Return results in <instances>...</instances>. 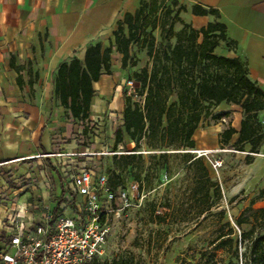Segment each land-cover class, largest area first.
I'll return each instance as SVG.
<instances>
[{
  "label": "trees",
  "instance_id": "1",
  "mask_svg": "<svg viewBox=\"0 0 264 264\" xmlns=\"http://www.w3.org/2000/svg\"><path fill=\"white\" fill-rule=\"evenodd\" d=\"M163 0H140L134 13H126L118 21L107 44L97 42L84 50L82 60L72 57L61 62L53 79V99L63 108L65 116L73 123L82 124L83 135H88L91 121V106L95 98L94 83L101 76L112 75L113 50L121 57V68L126 69L131 58L130 50L142 45L151 60V67L142 68L131 79L142 103L132 100L123 92L121 123L113 133L112 153L119 148V155L112 154L113 167L107 170V186L116 191L126 188L129 177L138 183H149L150 173L168 169L170 151L184 153V167L189 173L191 187L189 197L204 208L200 214L209 213L222 194L217 182L210 176L204 157H197L190 151L197 150L194 136L204 121L219 120L223 113L215 114L221 104L238 106L242 113L239 129L228 127L220 133L221 146L231 147L237 152L259 153L264 140V125L258 114L264 111V92L248 78L245 62L236 57L215 53L223 44L232 50V42L227 38L225 26L220 23L219 14L214 9L198 5L190 8L193 16H211L200 29L179 18L180 11L161 7ZM186 11L185 8L182 9ZM181 28L175 31V25ZM160 30V43L155 44L153 32ZM136 82V83H135ZM133 145L131 149L129 145ZM144 152L148 155L145 163ZM253 157L246 155L250 164ZM59 184L58 195L54 197L51 216L54 219L64 210L65 183L53 168ZM264 199V186L256 200ZM255 200L236 219L237 228L250 225L241 231L239 237L229 222L223 223L224 212L216 213L219 227L216 238L204 251L193 252L186 264H264V207L254 209ZM74 212L76 207L71 202ZM227 228L224 233L223 229ZM0 232V247L4 240ZM244 246L239 254L238 246ZM227 252V259H216L215 252ZM239 257L241 259H239ZM87 264H144L131 252L112 259L95 257Z\"/></svg>",
  "mask_w": 264,
  "mask_h": 264
},
{
  "label": "crops",
  "instance_id": "2",
  "mask_svg": "<svg viewBox=\"0 0 264 264\" xmlns=\"http://www.w3.org/2000/svg\"><path fill=\"white\" fill-rule=\"evenodd\" d=\"M139 1L0 0V220L18 206L25 208V214L34 220L41 217L42 211L28 210L30 202L26 197L13 202L6 194L22 192L18 185H11L15 183L11 180L23 176L32 164L46 168L49 163L54 164L52 158L43 155L54 154L59 142L56 139L68 131L71 120L53 99L58 65L72 57L82 60L90 44H106L117 22L126 13H134ZM187 1L190 8L198 5L218 12V21L225 26L227 38L232 42V50H227L225 56L245 62L248 78L264 92V0ZM191 18L200 28L214 20L211 16L191 15ZM112 82V75H103L94 83L91 114L97 108L96 99L107 96ZM115 93L117 98L118 90ZM105 106L103 101L100 108ZM230 110L239 112L231 125L238 130L242 114L237 106L221 104L214 113ZM258 119L264 125V111L258 114ZM195 142L196 149L208 150L199 148L196 137ZM212 149L215 148L209 150ZM239 154L243 155L240 159H246V152ZM245 164L249 179H245L244 185L248 180L263 178L264 140L258 155ZM263 186L264 182L260 189ZM37 188L36 193L42 195L40 208L47 206L52 211L54 198L49 195L50 187L37 185ZM52 189L58 193L59 184Z\"/></svg>",
  "mask_w": 264,
  "mask_h": 264
},
{
  "label": "rangeland",
  "instance_id": "3",
  "mask_svg": "<svg viewBox=\"0 0 264 264\" xmlns=\"http://www.w3.org/2000/svg\"><path fill=\"white\" fill-rule=\"evenodd\" d=\"M161 7H163L162 13L168 8L173 9V11H180L178 15L184 23L190 24L194 29H200L199 24L192 23L189 11L190 4L187 0H163ZM183 8L186 11H183ZM180 28L181 24L177 23L175 31ZM153 35L155 44L158 45L160 43V30H155ZM215 53L225 56L227 50L221 44ZM130 55L127 68L123 69L121 68L120 55L113 50L112 88L109 89L106 97L96 99L97 108L91 115L90 123L87 124L91 129L89 134H81L82 124L71 121L68 123L70 124L68 131H63L62 136L60 134V137L56 139L59 141L55 150L57 154L85 153L74 157L71 161L69 160L68 165L73 169L84 168L91 171L94 181L100 176H105L107 181V170L113 167L111 160L113 133L121 123L123 92H126L125 83L134 79L133 75L142 68L149 69L151 67V60L147 57L144 46L134 44L131 47ZM135 85L137 86V84ZM116 90L119 92L117 98H115ZM132 100L142 103L143 96L138 94L136 97H132ZM103 101L106 102V106L100 108ZM221 113L224 116L219 120L208 119L204 121L194 136V139L196 137L198 141L199 148H208V150L215 148L210 150L211 153L207 157H204L207 164H210V161L214 159L221 161V166L217 170L209 168L211 178L220 187L221 200L215 203L209 213L200 214L204 208L203 205L189 197L188 190L191 187V180L184 167L183 158L187 151H170L168 169L156 174L150 173L149 183H143L141 188H138V195L136 193L131 194V207L119 218H109L111 228L101 259L110 260L115 256L131 252L144 264H186L193 252L204 251L210 242L216 238L219 227V218L216 213L220 211L224 212L222 222H229L236 231L237 237L241 231L249 230L250 225H242L239 231L236 226V219L252 200H255L252 206L254 209L264 207V199L256 200L260 186L264 182V176L261 180H259L260 177L254 178L252 181L248 180L245 183L246 186L244 185L245 179H249V172L246 171L245 160L239 158L243 155L231 147L235 137L227 146H221L220 140V133L231 127L234 120L238 119L239 112L238 110H230L221 111ZM218 144L220 145L218 146ZM132 147V144L128 146L129 149ZM66 149L71 150L65 151ZM119 151L121 150L118 148L117 155L120 154ZM148 155L150 154L147 152L143 154L146 165L148 164ZM52 159L53 163L56 164V158ZM61 161L64 160L61 159ZM46 163L48 164V162ZM48 165L49 167L46 168V165L32 164L23 172V176L12 179L11 181H15V183L10 182L11 185H18L22 192L15 195L6 194L10 201L14 202L21 196L26 197L27 201L30 202L28 210L33 213L41 212L39 203L42 200L39 199L42 195L39 196L36 193L37 185L44 187V181L47 180L51 190L50 197L54 198L58 195L52 189V186H58L57 177L53 171L54 167L51 163ZM64 165L67 166L66 163ZM130 184L138 185L128 177L125 186L128 187ZM74 200L82 207L80 197L74 196ZM64 214L71 217L76 216L71 204H67ZM223 231L226 233L227 228H224ZM238 248L239 254H241L244 251V246L239 245ZM215 255L217 260L228 257L227 252L223 250L216 251ZM239 259L241 258L239 257Z\"/></svg>",
  "mask_w": 264,
  "mask_h": 264
},
{
  "label": "built area",
  "instance_id": "4",
  "mask_svg": "<svg viewBox=\"0 0 264 264\" xmlns=\"http://www.w3.org/2000/svg\"><path fill=\"white\" fill-rule=\"evenodd\" d=\"M125 86L127 96L138 95L132 80L127 81ZM190 152L197 157H207L211 153L210 150L199 149ZM84 154L43 155L56 158V164L52 166L62 177L64 190L67 191L65 203L61 206L64 211L53 219L51 211L45 206L41 217L34 220L25 214V208L18 206L5 215L0 220V229L5 236L0 247V264H87L93 258L102 256L111 228L109 218H119L131 207L130 196L132 193L138 195V185L130 184L113 191L107 186L105 176L94 181L91 171L73 169L68 165L69 160ZM210 164L217 170L221 161L214 159ZM43 185H48L47 180ZM74 196L82 199V207L75 202ZM71 202L77 210L74 217L64 214Z\"/></svg>",
  "mask_w": 264,
  "mask_h": 264
}]
</instances>
